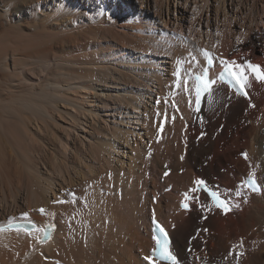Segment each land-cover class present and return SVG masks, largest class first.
I'll return each mask as SVG.
<instances>
[{"label": "bare ground", "instance_id": "bare-ground-1", "mask_svg": "<svg viewBox=\"0 0 264 264\" xmlns=\"http://www.w3.org/2000/svg\"><path fill=\"white\" fill-rule=\"evenodd\" d=\"M173 1L0 0V85L11 72L28 85L0 98V131L23 159L22 184L0 195V264H149L156 219L179 264H264V80L250 74L247 98L217 83L201 112L183 83L201 73V49L216 55L214 76L219 59L264 69V0ZM45 137L51 168L30 156ZM198 179L231 210L193 191ZM21 220L35 228H1Z\"/></svg>", "mask_w": 264, "mask_h": 264}, {"label": "snow or ice", "instance_id": "snow-or-ice-1", "mask_svg": "<svg viewBox=\"0 0 264 264\" xmlns=\"http://www.w3.org/2000/svg\"><path fill=\"white\" fill-rule=\"evenodd\" d=\"M201 54L206 59L207 64L211 67L214 65V54L207 50L201 49ZM195 59V57H193ZM219 64L222 68V71L219 74V81L226 82L229 85H232L236 93L241 96H247V88L250 86V74H256V79L264 80V69H261L258 65H253L250 61H245L243 63H238L237 61H229L226 59H219ZM177 77L179 78V72L176 73ZM185 90L188 89V81H183ZM217 85L216 79L209 78V68H204L203 73L200 75L195 76L194 80V103L197 106L196 110L199 111V106L202 102V97L205 94L211 98L214 92V86ZM177 87H180V84H177ZM192 103V101H190ZM247 159V154H243ZM168 173L166 172L165 175ZM253 175L254 174H250ZM197 185H204L203 180L196 181ZM196 189H193L195 191ZM216 207L222 208L225 213L231 210L230 206L225 200L220 199L219 194L217 192L210 193ZM186 199L192 198L189 197L188 193L184 194ZM182 206L184 208H188L187 203H183ZM41 213L44 212V209H40ZM22 217L27 218L28 213H22ZM11 223V222H10ZM155 223V221H154ZM35 228V225H33ZM156 228L159 230V233L162 234L163 238L160 235H154L153 239L155 240V248L153 252L159 258V260L169 261L170 264H179L177 256L171 251L170 249V241L168 239L167 232L163 227L159 224H156ZM2 230V229H0ZM39 231H43L44 235L47 236L48 232L46 229H38ZM27 231V230H26ZM145 260L149 262V264H157L153 260V256H146L144 257Z\"/></svg>", "mask_w": 264, "mask_h": 264}, {"label": "rangeland", "instance_id": "rangeland-1", "mask_svg": "<svg viewBox=\"0 0 264 264\" xmlns=\"http://www.w3.org/2000/svg\"><path fill=\"white\" fill-rule=\"evenodd\" d=\"M117 2V1H116ZM174 1L172 0V3H173ZM175 3V2H174ZM173 3V4H174ZM172 4V5H173ZM176 4V3H175ZM30 11H31V9H30ZM39 12H41L42 13V9H40L39 10ZM138 12V14L139 13H141V10H138L137 11ZM174 12V11H173ZM87 14L88 15H91L92 17L94 16V13H91V12H89V11H87ZM246 14H248V12L246 13ZM28 20H29V22H28ZM25 22V24L26 25H28V23H30V22H32V20H31V17L29 16L28 18H26V20L24 21ZM35 22V21H34ZM78 22V21H77ZM36 23V22H35ZM9 24V23H8ZM7 25V24H6ZM47 26H51V25H47ZM75 26L77 27V24H75ZM69 28L67 29V31H65V33H64V36L66 37L67 35H71V36H74V33H75V31L76 30H74V29H71V27L70 26H68ZM3 29H5V28H3ZM30 29V28H29ZM32 30H33V28H32ZM248 30V29H247ZM3 30L1 29V32H2ZM74 32V33H73ZM214 32H216V30H214ZM67 33V34H66ZM73 33V34H72ZM66 34V35H65ZM215 34H218V31L215 33ZM53 42H55V41H47V45H46V47H49V45L48 44H50L51 46H53L55 43H53ZM46 43V42H45ZM53 44V45H52ZM43 46V45H42ZM50 46V47H51ZM43 47H45V46H43ZM236 56V54L235 53H233L232 54V57H235ZM251 58H255V57H251ZM31 61V60H30ZM32 63V64H31ZM37 64V61H31L30 63H26V66L28 65V67L30 68V69H28V67H27V69L30 71L32 68V70L30 71V74L33 76V73L34 72H32V71H35V73H34V77L37 75V76H39V77H35V78H38V80H40V82H41V79H42V83H40V84H44L43 82L45 81V76L48 74H43V72H42V74L40 73V69H37L38 67H36V66H33V67H31V65H34V64ZM31 64V65H30ZM25 65V64H24ZM26 66H24L25 68H26ZM35 68H36V70H35ZM37 70H39V71H37ZM37 71V72H36ZM39 72V73H38ZM9 73V72H8ZM12 73H14V72H11V74ZM45 73V72H44ZM10 73L9 74H7L6 75V81H10V83L9 82H7V84H6V87L5 88H7V89H4V88H2L3 86H1V88H0V98L2 97V100H0V102L2 101V103H4L5 101H4V98H8L9 96L11 97V96H16L17 94H19L20 93V90H24V86H26V88L25 89H27L28 87V85L27 84H25V82H24V80H22L21 78H22V76H20V74H19V72H17V73H15V74H17L18 76H20V77H18L17 75H15V74H12V75H15L16 77H17V80H19V79H21L20 81H18L19 82V84L20 83H22L23 84V86H22V84H18V85H15L14 84V81H16V78H15V76H13V77H10V75H11ZM36 74V75H35ZM39 74H41V75H39ZM11 75V76H12ZM43 75V76H42ZM8 77V78H7ZM43 77V78H42ZM14 78V79H13ZM9 79V80H8ZM10 79H12V80H10ZM23 79H24V77H23ZM13 83H12V82ZM15 85V86H11V85ZM41 85V86H42ZM9 86V87H8ZM13 89V92H16V93H13V92H9L11 89ZM131 88H133V85H131ZM148 88L150 89V87H149V85H148ZM17 89V90H16ZM4 90V91H3ZM2 91L4 92V94L2 95ZM6 91V92H5ZM18 92V93H17ZM6 93V94H5ZM8 93H10L11 95H9V96H7L8 95ZM12 94H14V95H12ZM20 95V94H19ZM6 96V97H5ZM15 98V97H14ZM14 98H12V99H14ZM11 99V98H10ZM6 100V99H5ZM7 101H8V99H7ZM2 103H0V104H2ZM6 103V102H5ZM1 106V105H0ZM1 108V107H0ZM0 113H1V111H0ZM27 113V112H25V111H21V114L22 115H24V117H25V114ZM27 116H29V113H27L26 114ZM31 115V114H30ZM26 116V117H27ZM13 117H15V118H13ZM11 116V117H9V118H12L11 120H14V119H17L18 117H16V116ZM22 118H23V116H21ZM30 117V116H29ZM33 117V115H31V117L30 118H32ZM32 119H35V117L34 118H32ZM11 120H9L10 121V123H12V122H14V123H16V120H14V121H11ZM18 123V122H17ZM0 133H1V135H0V138H2V139H0V195L2 196V195H4V193L6 192V191H8V189L12 186V187H14L16 184H22L21 183V179H22V172H23V169H22V167H23V159H22V156H21V153H20V151H19V148L16 146V144H15V142L13 143L12 142V140H11V138H10V136H6L5 134H3L1 131H0ZM5 135V136H3V135ZM44 135H45V133H44ZM44 139H46V140H44V143H41L42 141H40V140H38V143L40 144H38L39 145V148H37L38 147V145H37V141L35 142H32V146H29V148H30V156L32 157V160L34 159V161H36V163H38L39 164V166H41V164L42 163H47V165H48V167L49 168H51L52 167V162L53 161H51V159H52V157L50 156V153H49V150L47 149V153H46V147L50 144V139L49 138H47V137H45ZM40 141V142H39ZM7 142V143H6ZM11 143V144H10ZM43 144V145H42ZM46 146H45V145ZM11 145V146H10ZM37 145V146H36ZM44 146V147H43ZM12 147V148H11ZM42 147V148H41ZM49 147V146H48ZM47 147V148H48ZM18 148V149H17ZM11 149V150H10ZM45 149V150H44ZM43 150V151H42ZM12 152V153H11ZM43 152H44V154H43ZM49 153V154H48ZM48 154V155H47ZM244 154V153H243ZM243 154H241L240 156H242V158L243 159H245V160H247L245 157H244V155ZM39 156H41V158L39 157ZM51 157V158H50ZM36 159V160H35ZM41 161V162H40ZM40 162V163H39ZM16 163V164H15ZM6 166V167H3V166ZM10 166V167H9ZM15 167V168H14ZM2 168H6V170L7 171H9V175H3L2 174V172H1V170H4V169H2ZM11 168V169H10ZM10 169V170H9ZM19 171V172H18ZM15 172V173H14ZM8 173V172H7ZM16 175V176H15ZM14 179V180H13ZM12 182V183H11ZM10 183V184H9ZM12 187L10 188V189H12ZM9 189V190H10ZM168 189L169 188H166L165 189V191L167 192L168 191ZM13 190V189H12ZM12 190H11V193H12ZM5 191V192H4ZM4 192V193H3ZM8 193H10V191H8ZM159 196H160V194L158 195V198H159ZM154 201H155V199H154Z\"/></svg>", "mask_w": 264, "mask_h": 264}]
</instances>
